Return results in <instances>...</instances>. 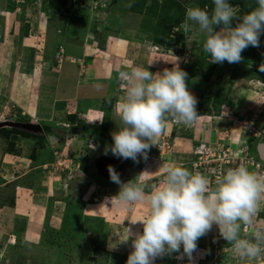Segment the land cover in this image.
<instances>
[{"label":"rangeland","instance_id":"obj_1","mask_svg":"<svg viewBox=\"0 0 264 264\" xmlns=\"http://www.w3.org/2000/svg\"><path fill=\"white\" fill-rule=\"evenodd\" d=\"M228 2L240 9L241 16L258 6L256 0ZM196 5L209 12L214 7L212 0H0V15L7 17L0 23V61L6 74L43 67L45 54L55 46L60 45L61 55V46L78 50L77 37H92L94 31L98 35L93 40L98 37L105 47L114 44L119 49L113 52L111 66L105 65L107 71L100 70L102 79L96 83L102 86L81 90L77 105L50 122H39L38 116L32 121L8 101L9 90L0 89V122L26 120L47 128L46 132L25 131L28 136L0 129V264H126L133 249L131 239L124 242L123 227L142 231V225L132 223L142 220L148 209L142 203L128 207L107 203L106 198L119 192V185L99 177L93 160L102 154L113 156L111 134L121 126L116 105L126 91L118 73L133 65L158 73L171 69L178 57L202 118L190 125L168 122L147 151L142 173L150 174L130 181L145 184L149 192L159 185L170 163L202 173L213 188L217 175L241 164L264 176V164L255 152V145L264 141V33L258 47L249 46L241 53L240 62L211 63L202 49L203 34L196 28L187 33L179 28L186 8ZM170 11L174 16L166 22ZM161 23L170 39L164 48L153 42L154 29ZM22 48L33 52L25 49L24 53ZM6 50L9 62L2 55ZM14 50L16 61L11 60ZM63 60L55 58L57 66L52 70L61 78ZM76 61L80 67L85 65L80 58H73ZM31 94L28 90L27 97ZM90 111L95 116L88 115ZM170 128L173 135L166 133ZM209 130H218L215 142L207 141ZM200 145L204 147L196 154ZM210 149L215 158L223 151L227 157L206 168L199 163ZM259 212H264V200ZM258 228L264 229V221L256 216L251 226L242 225L241 236L250 237ZM192 257L189 261L183 256L181 247L154 264H252L235 255L215 225L197 241Z\"/></svg>","mask_w":264,"mask_h":264},{"label":"clouds","instance_id":"obj_2","mask_svg":"<svg viewBox=\"0 0 264 264\" xmlns=\"http://www.w3.org/2000/svg\"><path fill=\"white\" fill-rule=\"evenodd\" d=\"M212 2L211 12L198 5L188 6L179 28L186 33L196 28L203 34L202 49L211 63H238L245 49L259 46L264 33V0H256L258 6L242 16L238 14L240 9L228 0ZM234 20L238 22L233 27ZM215 26H221L220 30H215ZM171 65V69L158 73L135 65L119 71L126 91L116 105L121 126L111 134L113 143L109 150L113 156L133 162L138 156L146 158L168 122L190 125L202 118L197 114V99L188 90L187 73L179 67V58L175 57ZM108 173L110 180L119 185V192L106 198L107 203L116 207L142 203L148 209L142 220L132 223L142 225V231L123 227L124 242L131 239L133 249L126 264H154L158 257L178 253L181 247L183 256L191 261L197 241L213 225L238 258L264 264V229H256L250 237L241 236L242 225L251 226L261 210L264 176L241 164L217 175L213 188L202 173L170 163L165 166L159 185L146 192L143 183H122L111 166Z\"/></svg>","mask_w":264,"mask_h":264},{"label":"crops","instance_id":"obj_3","mask_svg":"<svg viewBox=\"0 0 264 264\" xmlns=\"http://www.w3.org/2000/svg\"><path fill=\"white\" fill-rule=\"evenodd\" d=\"M5 20H7V17H2L0 15V23L3 21L5 22ZM93 36L94 35L92 34V37ZM92 37L88 36V34L79 35L76 40L78 50H67L65 49L66 47L64 48L63 46H61V49L63 50L62 55L58 50L60 45H58V49L55 46V48L49 49V52L45 50L47 52V55L45 54L44 58L46 59L44 60L43 67L32 66L30 72L33 71L34 73L29 72L24 74V72H20L19 70H17V75H15V73H13V75L6 74L3 66L4 64L0 61V89L4 87L5 89L9 90V97H7L8 101H10V103L20 109L23 114H26L29 116V118H32L31 120L34 122V117L36 116H38L37 120L39 122H50L56 115L63 116L65 113H67V108L77 105L76 97L81 90L88 91L92 88H99L100 86H102L100 83H96L97 80L101 78L99 74L101 72L100 70L102 67L106 68L105 65L111 66L110 63L113 52L119 50L117 49L118 45L114 44H111V46L109 47L108 45L105 47L104 44V48H100L99 45L94 46L93 43H96V39L94 38L93 40ZM25 49H23L24 53L27 52ZM28 51L33 52L32 50ZM15 52L16 51L14 50L11 55L13 56V58L11 57V60L14 59V61H16L14 56H17ZM2 53V55L6 56L5 60L8 59L7 61L9 62L10 59L8 56V50ZM59 56L63 58L64 63H66V65L63 66L65 76L62 78L61 76H58L56 72L52 71L55 70V67L57 66L55 58ZM22 58L23 57H21L19 60H21ZM73 58H80L82 63H85V65L80 67L77 61L72 62ZM32 64L33 63H31L30 65ZM18 67L22 68V66ZM35 89L37 90L33 91ZM28 90L32 92L29 97H27ZM3 94L5 96L7 95V93ZM88 115L95 116L92 111H90ZM216 131L218 130H209L206 136L207 141L215 142L217 140L218 137H216ZM65 132L70 133L69 130ZM166 133H170V135H173V129L170 128L168 131H166ZM213 134L215 135L214 141ZM24 204L26 207L29 206L28 201H26ZM260 220L264 221V219ZM21 222L23 221L20 220V223Z\"/></svg>","mask_w":264,"mask_h":264},{"label":"water","instance_id":"obj_4","mask_svg":"<svg viewBox=\"0 0 264 264\" xmlns=\"http://www.w3.org/2000/svg\"><path fill=\"white\" fill-rule=\"evenodd\" d=\"M16 128L24 131L42 132V128L37 123H22L14 121L0 122L1 128ZM257 157L260 161L264 162V142L257 143L255 147ZM145 158L138 156L137 161L133 162L130 159H122L115 156L99 155L93 160V167L96 174L102 179L112 182L109 177L108 167H113L117 173L121 182L130 181L140 175L143 170Z\"/></svg>","mask_w":264,"mask_h":264},{"label":"trees","instance_id":"obj_5","mask_svg":"<svg viewBox=\"0 0 264 264\" xmlns=\"http://www.w3.org/2000/svg\"><path fill=\"white\" fill-rule=\"evenodd\" d=\"M171 12V11H170ZM168 12L165 16V19H166V22H167V20L169 19V20H171V18H173V13L171 12ZM168 17V18H167ZM158 18H161L160 20V22H162L163 23V17L162 16H160V17H158ZM159 20V19H158ZM162 23H161V25L159 24V25H157L156 27H155V29H154V32H153V37H154V41L153 42H155V43H162L161 45H162V47L164 46V42H170V39H169V37H168V35L166 34V32L165 31H163V28L162 27H164V25H162ZM93 35L94 36H97L98 35V31H94L93 32ZM163 39H167V41L165 40V41H163ZM96 43L97 44H99V47L100 48H104V42L102 41V40H100V38H98V37H96ZM159 46V45H158ZM164 48V47H163ZM166 48H168V47H166ZM171 48V47H170ZM166 50V49H165ZM70 119H72V117H70ZM23 122H25V123H28V121H23ZM103 126V125H102ZM76 127H77V125H76ZM4 130H12V132H15V133H18V134H22V135H31L30 133H28V132H25V131H22V130H19V129H15V128H8V129H6V128H3ZM42 129L46 132V130H47V128L44 126V127H42ZM40 138L41 139H44V135L43 136H40ZM85 166V165H84ZM84 166L82 167L83 169H84ZM89 168L87 167V169L86 170H88ZM258 217H259V219H264V213H262V212H259L258 213V215H257Z\"/></svg>","mask_w":264,"mask_h":264},{"label":"built area","instance_id":"obj_6","mask_svg":"<svg viewBox=\"0 0 264 264\" xmlns=\"http://www.w3.org/2000/svg\"><path fill=\"white\" fill-rule=\"evenodd\" d=\"M203 147H204V146L200 145V147L196 150V154H197V153L200 154L201 151H199V149H201V148H203ZM211 151H212L211 149H210L209 151H206L207 156L204 157V161L201 162V163H199V165L201 164V165L205 166L206 168H209V167H212V166H217V162H218V161H220V160L222 161V159H224V158L227 157V155H226L225 152L223 151L221 155H218V157L215 158V157H213ZM225 151H226V150H225ZM199 159H201V158H199ZM202 159H203V157H202ZM219 166H221V165H219ZM257 166H258V165H257Z\"/></svg>","mask_w":264,"mask_h":264}]
</instances>
